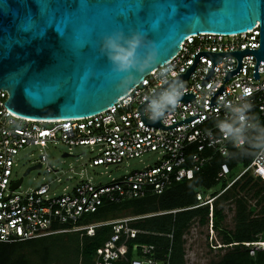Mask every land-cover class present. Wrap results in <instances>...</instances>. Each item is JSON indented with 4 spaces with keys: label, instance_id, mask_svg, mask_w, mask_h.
Listing matches in <instances>:
<instances>
[{
    "label": "built area",
    "instance_id": "2783aa9c",
    "mask_svg": "<svg viewBox=\"0 0 264 264\" xmlns=\"http://www.w3.org/2000/svg\"><path fill=\"white\" fill-rule=\"evenodd\" d=\"M260 36L259 22L241 33L188 35L175 55L147 73L111 106L83 117L35 119L19 115L3 105L8 93L0 89V242L75 231L94 235L97 227L112 225L113 233L97 249L93 264H171V247L161 252L159 245L132 242L138 233L147 231L130 223L146 216L208 205L205 225L209 247L225 248L226 244L216 236L220 231L214 226V202L237 181L242 183L248 177L264 186V142L251 162L217 193L198 190L195 205L108 220L88 217L105 204L161 194L202 172L216 157L222 158L216 180L226 182L235 168L230 163L233 158L230 148H242L246 136L264 119V60H258L251 51L240 59L233 54L259 48ZM216 53L227 55L216 60L212 55ZM175 80L185 85L179 104L165 113L159 126L150 123L152 120L144 111L146 105ZM243 103L252 107L241 120L233 108ZM222 122L240 131L230 134L219 127ZM50 141L88 147L94 153L91 165L95 166L120 164L153 151L159 157L153 165L106 183L80 177L73 186L65 184L60 194L50 192L49 182L27 191L19 189L22 183L12 188L19 179L11 178L15 155L26 146L44 147ZM40 157L42 166L47 157L45 154ZM46 171L58 173L52 166H47ZM243 197L248 199L244 194ZM257 199L250 200V205L256 207ZM232 206L235 214V205ZM195 221L200 224L198 219ZM164 235L173 237L172 233ZM241 243L251 255L264 250L261 235L257 240Z\"/></svg>",
    "mask_w": 264,
    "mask_h": 264
},
{
    "label": "water",
    "instance_id": "95a60500",
    "mask_svg": "<svg viewBox=\"0 0 264 264\" xmlns=\"http://www.w3.org/2000/svg\"><path fill=\"white\" fill-rule=\"evenodd\" d=\"M258 22L260 47L233 53L239 59L251 51L264 60V0H0V89L8 93L3 105L35 119L91 115L175 55L188 35L241 33ZM116 29L145 33L159 59L143 70L116 72L100 50L102 36ZM212 55L217 60L227 54Z\"/></svg>",
    "mask_w": 264,
    "mask_h": 264
},
{
    "label": "trees",
    "instance_id": "16d2710c",
    "mask_svg": "<svg viewBox=\"0 0 264 264\" xmlns=\"http://www.w3.org/2000/svg\"><path fill=\"white\" fill-rule=\"evenodd\" d=\"M263 142L264 119H261L246 136V142L242 148H230L233 156L230 159L231 165L235 166L237 163L248 165ZM221 161L222 158L216 157L202 172L195 174L191 179L174 184L161 194H148L118 203L105 204L97 212L90 214L88 219L108 220L195 205L198 190L210 189L218 183L216 176ZM238 189L253 191V197L258 198L257 204L263 202L256 215H253L256 207L248 204L243 196H238ZM263 190L264 186L258 180L253 181L252 177H248L242 183L237 181L215 200L214 226L219 229L222 240L226 244L225 248L228 250L208 264H264V250H257L254 255H251L248 248L241 243L257 240L259 235L264 238ZM230 200H233L235 204L233 229H227L222 225L226 217L222 204ZM208 214L209 206L207 205L176 213L139 218L132 221L130 225L147 232L138 233L131 241L159 245L162 247L159 249L161 252L171 247V264H187L184 235L196 219L204 225ZM112 233V225H102L95 229L94 235L75 231L49 234L26 241L0 242V264H93L97 249ZM167 233L173 234L172 239L164 235Z\"/></svg>",
    "mask_w": 264,
    "mask_h": 264
},
{
    "label": "rangeland",
    "instance_id": "374dc122",
    "mask_svg": "<svg viewBox=\"0 0 264 264\" xmlns=\"http://www.w3.org/2000/svg\"><path fill=\"white\" fill-rule=\"evenodd\" d=\"M64 153L70 155L64 156ZM41 154H45L47 160L39 168L31 169L24 175L27 168L40 163ZM94 153L90 152L88 147L72 146L65 144L62 141H50L46 146L31 145L22 148L18 154L15 155V164L12 169L11 178L17 179L23 176L22 186L20 190L27 191L35 188L43 183L49 182L51 186V193H62V187L65 184L73 186L80 177L84 179H91L95 183H106L113 179L120 178L134 170H140L148 165H153L159 154L157 152H147L140 157L126 159L120 164L110 165H91ZM52 166L58 170V173L47 172L46 167ZM245 164L237 163L235 168L228 175L226 182L220 181L212 188L201 189L209 194L214 191H219L227 182L236 176ZM60 179V180H59ZM247 196V202L254 201L252 196L253 191H242L241 196ZM233 200L228 203H223L226 217L222 225L227 229L234 228V210ZM263 202L257 204L256 213L260 210ZM235 205V204H234ZM207 226L201 225L198 221H194L186 234V262L187 264H208L213 259H218L220 255L224 254L227 248L211 249L208 244ZM217 240L222 241L221 233H217ZM69 255V254H67Z\"/></svg>",
    "mask_w": 264,
    "mask_h": 264
},
{
    "label": "clouds",
    "instance_id": "9594fccd",
    "mask_svg": "<svg viewBox=\"0 0 264 264\" xmlns=\"http://www.w3.org/2000/svg\"><path fill=\"white\" fill-rule=\"evenodd\" d=\"M141 48L144 49L143 52L140 51ZM100 50L111 61L116 72H125L132 67L143 70L159 59L158 47L154 42L148 43L145 33L139 30L125 32L116 29L106 33L101 38ZM184 87L183 81L175 80L168 88L152 97L144 109L148 119L160 120L166 112L173 110L180 102ZM251 107L250 103H243L233 108V111L243 120ZM219 127L233 135L240 131L227 122H222Z\"/></svg>",
    "mask_w": 264,
    "mask_h": 264
},
{
    "label": "snow or ice",
    "instance_id": "6c2138e0",
    "mask_svg": "<svg viewBox=\"0 0 264 264\" xmlns=\"http://www.w3.org/2000/svg\"><path fill=\"white\" fill-rule=\"evenodd\" d=\"M246 91H248V90H246Z\"/></svg>",
    "mask_w": 264,
    "mask_h": 264
}]
</instances>
